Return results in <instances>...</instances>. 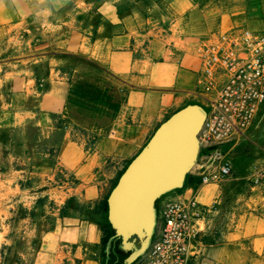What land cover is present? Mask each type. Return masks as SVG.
<instances>
[{
    "label": "crops",
    "instance_id": "0c3cea01",
    "mask_svg": "<svg viewBox=\"0 0 264 264\" xmlns=\"http://www.w3.org/2000/svg\"><path fill=\"white\" fill-rule=\"evenodd\" d=\"M235 27L264 33V0H0V213L26 212L21 264H105L103 200L160 124L201 105L198 48ZM227 148L232 176L196 188L188 264H264V180L238 172L264 168V117Z\"/></svg>",
    "mask_w": 264,
    "mask_h": 264
},
{
    "label": "built area",
    "instance_id": "2783aa9c",
    "mask_svg": "<svg viewBox=\"0 0 264 264\" xmlns=\"http://www.w3.org/2000/svg\"><path fill=\"white\" fill-rule=\"evenodd\" d=\"M198 56L201 69L192 96L200 100L207 116L191 174L201 178L199 185L221 184L233 173L225 147L245 137L264 106V33L244 27L217 33L199 46ZM251 176L255 183L261 182L264 168L256 167ZM196 188L189 192L182 188L164 201L150 247L133 264L189 263L191 245L200 232L198 222L205 213Z\"/></svg>",
    "mask_w": 264,
    "mask_h": 264
},
{
    "label": "water",
    "instance_id": "95a60500",
    "mask_svg": "<svg viewBox=\"0 0 264 264\" xmlns=\"http://www.w3.org/2000/svg\"><path fill=\"white\" fill-rule=\"evenodd\" d=\"M206 116L199 104H189L173 113L119 177L107 199L113 235L105 246V264L111 259L116 240L118 249L128 254L126 264L146 254L157 226L156 201L184 188L197 163L198 135Z\"/></svg>",
    "mask_w": 264,
    "mask_h": 264
},
{
    "label": "rangeland",
    "instance_id": "374dc122",
    "mask_svg": "<svg viewBox=\"0 0 264 264\" xmlns=\"http://www.w3.org/2000/svg\"><path fill=\"white\" fill-rule=\"evenodd\" d=\"M7 44L5 42L0 43V49L1 51L4 49L3 47ZM17 48V47H16ZM13 50V49H12ZM15 53V52H13ZM18 53V52H17ZM4 55V53H1ZM12 54V53H9ZM264 117V108L262 111L258 113V120ZM261 123V122H260ZM258 125L259 122H258ZM262 128H260L258 131L261 133ZM9 137V134L6 132H0V174H3L5 170H7L11 163H10V150L6 148V143ZM255 144L250 143L249 141L245 142L244 144H249L252 148V151L255 152L258 150V147H260V142H256L253 140ZM242 147V146H241ZM227 146L225 147V151H227ZM233 154L230 155V158L233 161H237L233 157L234 153L239 154L240 150H234L232 152ZM241 166V165H240ZM256 167H260V163L248 165L245 167H242L241 171L238 170L242 175H251L252 172L255 170ZM245 173V174H244ZM191 174V173H189ZM237 184L232 186L233 188L236 187ZM239 189H241L239 187ZM176 191V190H175ZM175 191L169 192L165 194L164 196L160 197L156 201V207L157 211L163 206V203L165 200L172 198L175 195ZM0 208L2 210L5 209V198L0 197ZM26 215V212L19 209V211L16 214H13L12 217H10V214L0 213V264H21V251H22V244H21V230L19 226V222L22 216ZM111 226V225H110ZM110 233H112V228H110ZM5 239H7L9 242H13L12 244H7ZM118 242L115 243V250ZM123 256L126 257L127 254L123 253Z\"/></svg>",
    "mask_w": 264,
    "mask_h": 264
},
{
    "label": "trees",
    "instance_id": "16d2710c",
    "mask_svg": "<svg viewBox=\"0 0 264 264\" xmlns=\"http://www.w3.org/2000/svg\"><path fill=\"white\" fill-rule=\"evenodd\" d=\"M125 169H126V168H125ZM125 169H124V170H125ZM122 173H123V172H122ZM122 173H121V174H122ZM121 174L119 175V177L121 176ZM119 177H118V179H119ZM118 179H117V181H116V183L114 184L113 187H115V185L117 184ZM200 181H201V178H200V177L194 176V175H192V174H188L183 189L189 187L190 185H192V186H194V187H197V186L199 185ZM181 190H182V189H178V190H176L175 192H180ZM108 196H109V194H108ZM108 196H106V198L103 200V202H102V204H101L102 209H103V211H104L105 213H108V204H107ZM110 228H111V226H110V223H109L108 221H106V222L102 225V234H103V235H102L101 247H102V250H103V256L105 257V261H106V254H105V251H104V250H105V246H106V243H107L108 239L113 235V230H112V233H110V232H111V231H110ZM116 242H118V244H119V240L114 241L113 246H112V250H114L116 253L122 255V252L118 249V244H117V246H116V250H115V248H114ZM112 250H111V255H112ZM108 263H109V262H108Z\"/></svg>",
    "mask_w": 264,
    "mask_h": 264
}]
</instances>
